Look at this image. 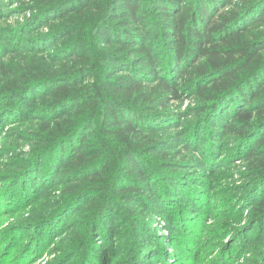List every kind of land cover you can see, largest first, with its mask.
<instances>
[{"label":"trees","instance_id":"trees-1","mask_svg":"<svg viewBox=\"0 0 264 264\" xmlns=\"http://www.w3.org/2000/svg\"><path fill=\"white\" fill-rule=\"evenodd\" d=\"M13 17L0 28L9 264L52 244L58 264H181L166 243L195 264H264V0H0V22ZM150 208L171 240L130 241Z\"/></svg>","mask_w":264,"mask_h":264},{"label":"rangeland","instance_id":"rangeland-1","mask_svg":"<svg viewBox=\"0 0 264 264\" xmlns=\"http://www.w3.org/2000/svg\"><path fill=\"white\" fill-rule=\"evenodd\" d=\"M23 20L24 18L23 17H13L12 19L9 18V22H6L5 20L0 22V28L4 29L6 28L7 26H12V27H17L20 24L23 23ZM45 31V29H44ZM188 97V96H187ZM186 96H184L180 101L178 102H173L170 104L171 106V109L175 112V113H184L186 112L190 107L193 106V99L191 98H187ZM181 120H183V118H181ZM18 126H13L11 129H14V131H18ZM6 130H7V127H6ZM22 132V129L19 130ZM18 143V147L16 148V153L17 154H23V153H29L30 150L32 149V145H30L29 143H26L23 141L22 144H20L21 142L20 141H15V142H7V145L8 146H11V147H15L14 144ZM3 145V143H2ZM2 149V147H0V150ZM205 150L204 148H201L200 147V151H203ZM13 153H10V156H12ZM182 157V156H180ZM203 160L204 159V155H203ZM183 163V161L181 162ZM238 165V164H237ZM235 166L234 169H238V166ZM169 167H172L173 169L175 168H178L180 167L179 165V162H174V163H171ZM191 166L189 167H183L182 171L183 173L188 174L189 176L192 175V176H197L199 172H195V173H192L193 170L192 168H190ZM190 169V170H189ZM240 171H244L243 168H239ZM235 172V170H233ZM192 173V174H191ZM234 174V177L231 178L230 180H232L231 182H227V184H234V185H240L241 183V179H242V174H239V173H233ZM177 205L182 207L185 206L187 207V200L186 198H182V199H179V200H175ZM150 207V206H148ZM146 211H154V209L150 208V210H141L137 216V222L139 221L140 222V225L143 227L145 226L142 230H140V233H134V236H133V233L132 232H128L127 233V238L132 241V239L135 237V240L136 241H146L145 238H143L145 235V233L147 232V230L151 231L152 229H158V234H157V237H162V238H167V239H170L171 240V236L169 235V232L171 230H169L168 228H166V221L165 220H161V218L157 217L155 218L154 216L150 214H145ZM73 212H71L69 214L68 217H70L72 215ZM154 213V212H153ZM156 215L159 216V213H156ZM85 215L81 216V219H84ZM80 223V225L83 223L81 221H78ZM15 221L11 220V218H4V219H0V264H9L8 262L11 261V259L9 258L11 256L14 257H17V256H20V252H16L14 255H10V256H4L3 254L6 253V251L8 250V247L6 246L7 245V242L5 240H2L3 237H5L6 235H9L11 232H13V229H12V224H14ZM75 223V222H74ZM245 223H242L240 226H243ZM165 230V231H164ZM27 234H23V232H16L15 234V241L16 243L19 242L21 240V238L25 237ZM182 237V236H181ZM122 238H124V240L126 239V237H124V235L122 236ZM124 240H122L119 245L121 243L124 242ZM185 240V238H184ZM166 241V240H165ZM231 240H229L228 238H224L223 239V242L225 243V245H228L230 243ZM127 242V240L125 241ZM6 243V244H5ZM66 243H68V241H66ZM147 244V241L144 242ZM52 244V242L49 240V242L45 245L46 247L48 245ZM97 244L100 246L101 244V241H97ZM68 245L70 244H66V245H61L63 246L64 248H67ZM119 246H116V243L114 244V249L117 250ZM165 247H166V251L168 254L170 255H173L175 254L176 251H181L179 253V260L181 261V264L182 263H185V264H195V260H191L189 261V257L192 256L193 254L192 253H185V247L186 246H180V245H175L173 246L172 244L170 243H166L165 244ZM75 249V253L79 250L82 249V246H79L77 248H74ZM41 250V249H40ZM4 252V253H3ZM42 252L43 254L41 256H38V253L36 252H30L31 256H26L27 259L25 260L24 264H58L59 263V260H61L63 258V256H61V253L59 252H55V247H54V244H52L51 246V249L47 252V251H40ZM64 253H65V250H64ZM218 253V251H217ZM217 253L216 255L210 256V259L211 261L215 258H217ZM2 254V255H1ZM114 256V255H113ZM7 257V258H6ZM131 257V256H129ZM142 257V256H141ZM144 258V257H142ZM125 259V258H124ZM72 260V259H71ZM73 261H77L78 262V259L74 260ZM117 261H121V260H117ZM56 262V263H55ZM179 261H177L178 263ZM151 261H146L145 262V259H143L142 261V264H150ZM156 263V262H155ZM176 263V264H177ZM77 264H80V263H77ZM108 264H120V262H115L114 263V260L112 258H109L108 259ZM121 264H122V261H121ZM136 264H141V263H136ZM170 264H175V262L171 261Z\"/></svg>","mask_w":264,"mask_h":264}]
</instances>
